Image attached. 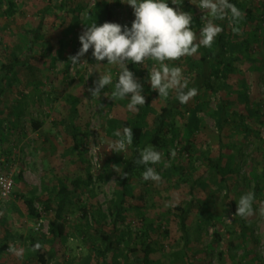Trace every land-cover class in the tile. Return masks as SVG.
<instances>
[{
	"label": "rangeland",
	"instance_id": "rangeland-1",
	"mask_svg": "<svg viewBox=\"0 0 264 264\" xmlns=\"http://www.w3.org/2000/svg\"><path fill=\"white\" fill-rule=\"evenodd\" d=\"M11 1L16 5V13L12 17L4 14L9 0H0V65L10 62L27 48L28 37L23 32L24 27L43 20L45 42L38 45L28 69H19L16 79L9 77V85L1 97L0 175L11 177L15 188L9 200H3L0 194V264H39L26 240L35 234L46 250L55 253L50 264H100L97 250L94 249L93 219L86 220L84 214L108 215V209L115 199L120 181L119 160L126 159L130 149L126 154H118L108 150L107 144L117 139V130L124 128L122 123L120 125L115 121V113L127 110L128 101L111 99L113 86H106L100 97H92L89 89L95 86L100 72L109 70L107 59L97 65L91 55L92 49L81 58L82 64L85 61L88 64L73 66L70 58L82 46L79 36L88 24L96 20L98 26L102 25L108 22V14L112 13L111 22L131 27L135 19L133 9L121 0H86V4L82 0ZM240 1H249L254 6L251 24L259 29L260 41L253 45L251 57L239 60L237 74L229 80L227 90L208 100L211 108L217 109L225 98L231 111L251 117V126L259 134L256 137L228 128L220 135L214 120L199 104V99L192 98L188 104L192 106L198 103L195 113L199 119L198 127L193 128L190 114L186 117L176 116L175 131L170 135L172 144L168 154H163V157L169 161V166L178 159L195 180L208 167L196 157L201 152L215 154L222 137L224 144L229 145L225 162L233 159L236 169L234 179L229 184L230 189L222 187L217 177H210L191 191L189 185L181 184L173 175L168 178V183L162 182L161 176L159 182L143 181L134 186L135 197L128 200L134 208L133 215L120 228L127 235L139 236L131 242L128 250L123 243L118 245L116 257L110 256L109 264H126L127 259L130 264H140V248L143 243L149 242L157 248V253L151 257L155 264H187L181 252L186 242L194 264H264V216L258 211L264 207V0ZM78 2L86 5V8L76 13L74 10ZM169 6L191 12L193 20L197 18L199 21L194 26L197 33L205 23L203 11L191 0H182L179 6L169 2ZM215 23L222 27L226 25L229 36L239 41L241 32L233 31L234 26L229 20H216ZM71 30H74L73 34H70ZM219 37L220 34L215 42ZM198 52L207 51L202 47ZM194 57L198 58L199 53ZM153 63L146 61L143 67L133 64H128V67L138 80L143 79V84L151 88L147 77ZM173 63L182 64L185 76H192L193 65L181 61ZM111 72L115 80L118 69L111 66ZM1 77L3 74L0 72V80ZM104 92H108L109 96H105ZM154 92L150 106L161 111L165 101L159 99L158 92ZM253 110L260 111V123L254 113H249ZM35 121L41 125L39 130L33 126ZM72 125L83 132L86 130L87 134L81 139L91 160L93 184L77 194L72 212L66 218L65 238L53 240L49 229L54 211L44 214L38 205L43 216L38 221H31L19 195H42L47 200L46 191H53V184L58 179L64 177L70 180L85 175V167L73 152ZM190 142H193L192 148L184 151L182 147ZM172 150L176 151L175 158L171 157ZM190 161L194 163V168ZM169 166L159 165L164 170ZM155 168L158 171L157 166ZM101 173L104 174V182H100ZM257 189L254 214L247 218L236 216L240 196L246 192L256 194ZM190 202L193 207L187 221L189 237L185 241L177 222L180 214L178 207ZM144 217H150L154 222L155 229L149 232V237L142 235ZM241 219L245 225L242 235L250 245L235 250L227 245L230 240L227 229L237 227L240 231ZM3 223L9 226L17 240L16 243L10 241L7 244L22 249L20 255L8 250L9 246L3 240ZM106 224L109 228L110 220ZM217 231L224 235L219 242H215ZM130 250L131 253L128 252ZM17 256L20 260H17Z\"/></svg>",
	"mask_w": 264,
	"mask_h": 264
},
{
	"label": "trees",
	"instance_id": "trees-1",
	"mask_svg": "<svg viewBox=\"0 0 264 264\" xmlns=\"http://www.w3.org/2000/svg\"><path fill=\"white\" fill-rule=\"evenodd\" d=\"M84 4L87 3L86 0H82ZM243 13L242 21L234 26L238 27V31L241 32L239 41L238 39L233 40L229 36V31L226 25H224L223 31L220 33L219 39L214 42L211 48H205V52H198L199 57L195 58L194 55L191 57H183L181 62H187L193 65V70L191 71L192 76L189 77L190 87H195L198 89L197 97L199 99V104L205 111L208 117L214 120L216 128L220 135L223 134L228 128L233 130H238L243 134L251 133L254 136H258L259 131H255L251 124L253 120L251 117L239 114V112L231 111L228 108V100L223 98L222 103L217 109H213L210 106V97L216 96L221 91L227 90L229 86V80L232 76L237 74L238 62L243 57L252 56V47L260 41L259 29L253 28L251 24L252 13L254 6L247 1L243 3L240 0H231ZM8 9L5 15L10 17L14 16L16 13V5L13 1L9 0L7 2ZM78 2L77 7L74 12L79 13L81 10L86 8V5H81ZM246 4V6H245ZM108 22L112 20V13L108 14ZM199 22L198 19L194 18L192 27ZM45 23L41 20L39 23L31 24L23 28V32L28 37V45L25 51L16 54L14 58L6 63L0 65V72L3 74L0 80V105L1 97L6 92V88L9 85V77L16 79L19 74V69L26 68L30 66V59L37 50L40 43L45 42L44 32ZM74 30H71L70 34H73ZM77 53V51H76ZM144 88V95L146 103L144 106L139 108L136 113L129 112L127 110H118L115 113V121L123 127H131L134 133L133 146L130 148V154L123 161L119 160L120 165V181L117 185L115 199L112 201L110 208L108 209V215L100 214L98 216L90 214V212H85L84 218L86 220H91L92 231L95 234L94 249L97 250V255L100 264H109V257H116L117 246L123 243L127 250L130 247L131 242H133L136 237L134 235L125 234V232L120 228L126 220H129L133 215L134 208L130 206L129 199L134 196V186L139 185L144 180L142 179V172L144 171L143 166L136 165L135 159L139 157L138 149H142L147 145H154L157 150L161 151L162 154L167 155L169 152V146L172 144L170 140V135L175 131V117L181 116L186 117L190 114L191 124L193 128L198 127L199 119L196 116L197 112V102L190 106L188 103L181 105L178 100L170 97L165 101L161 111H157L150 106L151 97L155 95V92L143 84V79L139 80ZM249 113L255 114L257 121L260 123L262 121V115L260 111L253 110ZM1 115V109H0ZM121 121V122H120ZM0 119V131H1ZM147 125H146V124ZM35 130H39L41 125L35 121L33 122ZM72 148L73 152L77 154L79 161L85 167L84 176H75L70 180L68 178H60L53 184V191L51 189L46 191L47 200H44L41 196L33 194L32 196H27L25 194H20L21 202L26 209L28 218L31 221H38L42 218L43 213L39 210L38 205L42 207L45 213L54 211L53 220L50 222V237L55 239H62L66 236V218L72 212L75 205L74 200L77 198V194L83 188H89L93 184V175L91 172V160L89 157L88 150L83 145L81 137L86 135V130L81 131L78 126L72 125ZM260 139V137H258ZM221 140V141H220ZM218 147L216 148V153L211 152H201L199 157L196 159H202L208 167L204 171L203 175L197 179L191 178V175L187 173L185 167L177 159L174 160L167 170L160 168L156 165L158 172L163 177L162 182H167L170 175L177 176V180L184 185H189L191 191L196 188L202 181L210 178L217 177L222 187L226 189L229 188L231 180L234 179L236 169L233 166V159L225 162V158L229 154V145L224 144L222 137L219 139ZM193 142L186 143L183 150L188 152L192 148ZM168 157V156H167ZM113 163V162H112ZM192 168H194V163L190 161ZM239 168V167H238ZM110 167L108 168V170ZM104 173V172H103ZM99 175L100 182H104V174ZM105 173H107V167H105ZM109 173V172H108ZM107 173V174H108ZM168 183V182H167ZM259 189L256 190L255 197L258 196ZM235 204V203H234ZM233 204V205H234ZM193 203L185 204L184 206L178 207L180 214L177 217L178 226L180 232L183 235L185 241H188L189 237V227L187 221L190 217L192 211ZM110 220L111 226L107 228V221ZM241 219V224L239 225L240 231L233 227H228L227 233L230 235V240L227 243L233 249L241 250L244 245H250L249 242L243 237L242 233L245 230L244 221ZM5 227V236L3 238L4 242L10 243L13 241L17 242L16 235H13L12 230L9 226L3 223ZM144 232L142 235L149 237V232L154 231V222L150 217H144L143 224ZM215 242H219L224 239V235L217 231L215 234ZM29 248L33 250L34 245L39 242L41 247L38 250H33L36 259L39 264H50L54 259L55 253L46 250L42 245L41 241L37 235H31L27 239ZM248 242V243H247ZM7 246H9L7 244ZM187 242L184 248L181 249L183 257L187 264H194L193 260L189 256L188 250L186 248ZM249 248V246H247ZM142 260L140 264H155L152 261V255L157 253V248L150 242L142 245L140 248ZM131 253V250L128 251ZM112 259V258H111ZM17 260L20 257L17 256ZM126 264H130L127 259Z\"/></svg>",
	"mask_w": 264,
	"mask_h": 264
},
{
	"label": "clouds",
	"instance_id": "clouds-1",
	"mask_svg": "<svg viewBox=\"0 0 264 264\" xmlns=\"http://www.w3.org/2000/svg\"><path fill=\"white\" fill-rule=\"evenodd\" d=\"M133 9L135 19L131 27L114 22H105L97 25L96 20L87 27L79 36L81 47L70 58L71 65L82 64L89 49L91 55L100 65V61L107 59L108 71L100 72V77L94 82V87L89 89L92 97H100L102 90L107 86H113L110 98L114 101L127 100L129 112L136 113L146 103L144 88L141 82L129 70L128 64L143 67L146 61H153L148 70L147 83L152 90L158 92L159 99L167 101L170 97L178 100L181 105L187 104L197 96L198 89L190 87V80L185 76L182 64L173 62L181 61L183 57H191L198 53L200 48H211L223 31L216 20L227 19L236 26L243 19L242 11L231 0H191L204 13L205 23L197 33L193 27V14L179 8L169 6V2L179 6L182 0H121ZM233 31H238L234 27ZM111 66L118 69L116 79H113ZM109 96L108 92L103 93ZM117 139L111 140L107 148L115 153L126 154L133 146L134 133L131 127H124L122 131L115 132ZM139 157L135 164L143 166L142 179L144 181L159 182L160 173L156 165L169 166V161L164 159L161 151L154 145H147L138 149ZM176 151H171V157L175 158ZM255 193L246 192L237 201L236 216L247 218L254 214ZM259 214L264 216V207L259 208ZM41 247L37 242L33 250ZM8 250L15 255H20L22 249L10 244Z\"/></svg>",
	"mask_w": 264,
	"mask_h": 264
},
{
	"label": "built area",
	"instance_id": "built-area-1",
	"mask_svg": "<svg viewBox=\"0 0 264 264\" xmlns=\"http://www.w3.org/2000/svg\"><path fill=\"white\" fill-rule=\"evenodd\" d=\"M15 183L11 177L0 175V194L3 200H9L14 192Z\"/></svg>",
	"mask_w": 264,
	"mask_h": 264
}]
</instances>
